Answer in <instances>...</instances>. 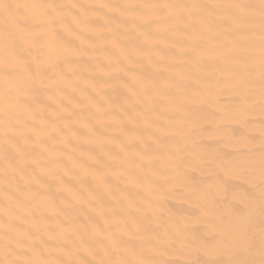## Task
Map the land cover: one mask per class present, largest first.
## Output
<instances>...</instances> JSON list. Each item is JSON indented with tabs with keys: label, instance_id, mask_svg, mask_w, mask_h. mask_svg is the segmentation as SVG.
<instances>
[{
	"label": "snow or ice",
	"instance_id": "snow-or-ice-1",
	"mask_svg": "<svg viewBox=\"0 0 264 264\" xmlns=\"http://www.w3.org/2000/svg\"><path fill=\"white\" fill-rule=\"evenodd\" d=\"M121 35L131 46L121 42ZM167 35L180 39L170 41ZM137 40L139 44L134 43ZM76 41L79 45L73 47ZM105 41L114 50L115 59L106 56L107 63H97V69L109 80L121 79L116 73L128 78L121 80V87L126 90L127 123L134 128L123 126L122 117L117 123L128 143H121L118 153H105L109 159L104 168L108 170L89 172L73 161V169H81L82 175L74 176L81 189L61 181L56 192L63 198L54 199L53 185L45 178L58 177L32 150L46 153L54 164L60 161L57 150L41 138L37 127L48 123L41 115L46 108L33 105L53 87L52 77L47 76L50 72L75 92L77 86L67 81L62 69L57 70V61L63 58L69 63L89 50L94 53ZM170 48L177 53L169 54ZM179 63L191 65V71H174ZM207 67L213 72L205 73L204 86L186 94L184 81L195 75L200 82L199 74ZM165 72L169 76H164ZM215 72L220 78L211 82ZM220 85L237 97L231 109L234 116L246 117L258 110L264 121V0H144L93 5L0 0V175L5 181L0 196V264H199L169 258L183 256L193 247L210 256L229 257L203 264H264V140L258 176L253 164L217 158L225 175L238 176L251 185L242 207L218 209V190L214 192L211 185L199 188L189 172L194 160L207 162L190 142L196 106L205 104L213 94L219 101V91L213 90ZM87 87L95 85L88 83ZM47 98L59 109L65 107L54 95ZM92 107L97 113L108 114L103 106ZM97 122L102 123L99 117ZM141 125L153 129L147 140L136 133ZM80 126L90 137L96 135L89 122ZM65 128L71 132L69 125ZM53 131L65 135L67 142L77 138L55 126ZM46 135L52 139L51 134ZM140 145L139 151L131 150ZM28 164L33 165L30 178L25 175ZM112 164L118 165L116 170ZM88 175L103 193L83 188ZM110 176L123 177L124 187L113 192ZM177 185L184 186L187 199L199 210L189 215L201 227H190L183 216L163 213L162 197ZM113 200L115 204H110ZM80 209L95 212L103 223L92 216L78 223L72 212ZM53 217L55 222L50 223Z\"/></svg>",
	"mask_w": 264,
	"mask_h": 264
},
{
	"label": "bare ground",
	"instance_id": "bare-ground-1",
	"mask_svg": "<svg viewBox=\"0 0 264 264\" xmlns=\"http://www.w3.org/2000/svg\"><path fill=\"white\" fill-rule=\"evenodd\" d=\"M62 3H77L84 5H93L99 3H112L121 4L127 2H144V0H60ZM179 2V0H174ZM182 2H192V0H182ZM201 2L211 3H223L228 0H201ZM248 2V0H244ZM107 11V10H105ZM99 24H103V21H99ZM114 27V26H113ZM105 33V36H108ZM122 43L129 44L123 35L118 37ZM231 38V37H229ZM72 39V37H67ZM94 39V38H93ZM166 39L170 41H176L180 38L175 35H167ZM139 44L140 41H134ZM79 45V41H76L73 47ZM106 49V50H105ZM169 54L174 55L177 53V49H168ZM106 56H110L115 59L114 50L111 45L106 41L103 42L101 47L98 44L97 50L93 53L89 50L84 55L75 56L71 58V62L64 63L63 58H60L57 63L59 68L57 70L63 71L67 81L77 86V90L74 92L72 87L65 88L64 81H57L54 73H47V76L52 77L53 87L48 90L46 94H42L38 97V105H33L34 108L42 106L46 110L41 114L47 124H38L40 129L41 138L47 142L50 147H54L56 152V159L60 161L59 165L51 162L47 154H41L38 148L32 150V155L38 159H41L48 168L52 169L58 179L45 178L47 183L53 185L52 192L55 193V197L63 198L60 193L56 192V186L63 181L64 185L72 186L75 189H81V184L74 176L78 177L82 175L81 169H73L72 162H80L85 169L89 172H95L97 174L107 171L104 168V164L108 161L106 152H112L113 154L119 152V145L121 143L127 144L128 141L125 136L121 135V124L117 123L123 117L124 125L127 128H134L133 124L127 123V115L124 109L128 107L125 103L126 90L121 87V80H127L123 73H116L121 79H111L103 76L97 69V63L106 64ZM55 59V58H54ZM128 67H132L129 65ZM142 71L143 69H136ZM174 71L189 73L191 71V65H185L179 63L175 66ZM213 72V68L207 67L205 72L200 73V82H197L195 75L192 79L185 80L183 87L186 94L191 95L197 89H200L206 83L204 79L205 73ZM164 76H169L168 72L164 73ZM215 78H220V73L215 72L214 76L209 78L211 82H214ZM227 78L226 75L224 77ZM107 81V83H106ZM88 83H92L95 87H87ZM60 88L57 93L56 89ZM80 89H84L81 94ZM223 89V90H221ZM219 91V101H217L215 94L212 95L208 101L203 105H197L196 113V125L195 131L192 133L191 141L194 142L196 150L206 157L207 162L201 163L200 161H193V167L189 169L192 181L198 185L201 189H207L210 185L212 190L218 195L215 196V201H218L217 208L224 210L230 209L231 205L243 206L242 198L247 195V189L251 187L250 184H246L238 176L225 175L219 159L224 161H231L235 164H253L255 166L256 175H259V160L261 154V142L264 140V121L258 110L248 114L246 117H236L231 113V109L235 106L237 97L231 92L226 90L225 85H220L218 89H214L213 92ZM49 94L55 96L56 100L60 102L62 100L65 106L63 110L59 109L56 104H53L51 100L47 98ZM207 95L206 93L204 94ZM87 97V98H86ZM73 100V104H68V99ZM132 103V101H129ZM164 103H168L165 101ZM103 106V109L107 111V115L103 113H97L96 109L92 105ZM173 115V114H170ZM97 117L100 118L102 123L97 122ZM54 122V123H53ZM84 122H89L94 126L96 130L95 136H89L88 130L82 128L80 125ZM69 125L71 132H68L65 125ZM64 130L68 136L75 135L77 138L72 139L71 142L66 141L65 135L57 136L53 131V127ZM153 132V129H145L141 125L136 129V133L142 135L145 140ZM47 134H51L52 139L48 138ZM110 138H115L116 142H108ZM143 145L131 148L132 151H139ZM69 156L71 159H69ZM89 156L94 159H90ZM219 158V159H217ZM191 159V158H190ZM95 161H99L96 163ZM118 165L112 164V170H116ZM2 168V163H0ZM65 171L68 172L65 175ZM33 174V165L28 164L25 169L26 177L30 178ZM112 184V191L115 192L117 188L124 187V178L117 180L115 176L108 177ZM4 178L0 175V196L3 194ZM22 185L25 181L20 182ZM35 188V185H32ZM83 188L89 191H99L103 193V188L98 189L97 181L92 175H88L85 178ZM64 195H67L66 193ZM188 192L183 185H177L170 190H166L163 199V213L165 215L183 216L189 221L190 227H201L193 221L192 216L189 214L194 211H199L194 208L191 200L187 199ZM107 201L108 198L105 197ZM58 202V201H57ZM3 201L0 200V204ZM110 204H115V201H109ZM211 208V205L209 206ZM72 216L77 218L78 223H85L89 216L95 218V221L102 224L103 220L96 216L95 212L90 209H80L79 211H73ZM55 217L52 218L50 223L55 222ZM61 220L64 218L61 217ZM257 233L259 229H256ZM257 236V243H258ZM83 258V257H82ZM91 259V257H88ZM98 258V257H97ZM171 259H179L182 261L191 260L193 262H199L203 264L204 261L210 259H228V256H210L203 251L193 247L188 253L183 256L169 257Z\"/></svg>",
	"mask_w": 264,
	"mask_h": 264
}]
</instances>
